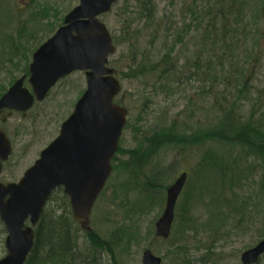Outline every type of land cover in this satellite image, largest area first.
Wrapping results in <instances>:
<instances>
[{"label":"rangeland","instance_id":"374dc122","mask_svg":"<svg viewBox=\"0 0 264 264\" xmlns=\"http://www.w3.org/2000/svg\"><path fill=\"white\" fill-rule=\"evenodd\" d=\"M78 3L0 0V41L25 26L15 60L7 61L9 55L5 54L6 60L0 64V82L9 86L11 80L25 75V86L30 88L25 66L35 49L52 36L45 38L46 33L40 31L35 12L50 7L65 16ZM140 3L120 1L101 16L120 41L110 66L118 70L123 89L116 101L121 100L129 114L117 165L93 208L91 226L117 254L120 264H142L147 248L162 258V264H241L242 253L264 238V152L255 153L253 146L258 135L250 126H243V139L235 137L232 146L209 141L202 147L156 139L151 148L148 138L168 131L191 137L221 121L228 125L225 118L233 116L264 133V0H153V20L141 15ZM54 13L38 17L51 22ZM235 23L234 34H227L225 30ZM179 33L182 39L176 41ZM7 49L0 44V54ZM169 50L175 64L172 70H145L142 76L132 78L135 61L150 67ZM199 61L201 66L193 69ZM85 88V72L76 71L60 80L46 99L27 113L6 111L0 115V128L13 146L1 182L18 181L23 176L41 150L58 136ZM131 150L136 151L135 156L144 154L138 176L129 173ZM208 151L224 160L231 156L238 160L237 184L221 186L215 172L199 167ZM182 171L191 175L178 211L188 210V218L184 225L177 214L171 236L157 238L153 232L163 212V187ZM148 182L162 184L161 190L158 186L149 190ZM2 228L0 223V257L6 253ZM79 230V259L111 264L105 250L92 252L85 231ZM258 264H264V257Z\"/></svg>","mask_w":264,"mask_h":264},{"label":"water","instance_id":"95a60500","mask_svg":"<svg viewBox=\"0 0 264 264\" xmlns=\"http://www.w3.org/2000/svg\"><path fill=\"white\" fill-rule=\"evenodd\" d=\"M121 0H80L53 36L33 53L30 64L32 91L17 79L0 97V110H30L43 101L59 79L85 71L87 88L63 122L59 135L41 151L40 157L17 183L0 182V219L7 230V254L0 264H25L35 242V229L48 197L58 187L70 198L74 218L91 231L90 214L112 173V160L119 148L127 121V108L115 103L122 90L109 56L116 52L111 32L99 16ZM264 14V6H263ZM12 153L11 141L0 129V173ZM187 173L167 189L156 234L170 236L176 203ZM27 222H29L27 224ZM264 254V239L242 254V264H255ZM146 249L142 264H161Z\"/></svg>","mask_w":264,"mask_h":264},{"label":"trees","instance_id":"16d2710c","mask_svg":"<svg viewBox=\"0 0 264 264\" xmlns=\"http://www.w3.org/2000/svg\"><path fill=\"white\" fill-rule=\"evenodd\" d=\"M51 11H54L53 14L54 20L51 22H43L41 17H38V15L43 14V17H49L51 16ZM139 11L143 17H145L148 20H153L154 18V3L153 0H141ZM36 25L39 26L40 31L43 33H46L45 38H48L51 34L55 32V30L61 25L63 22L64 15L62 12L57 8H50L45 7L40 12L36 11ZM237 21V20H236ZM24 27L21 25L19 29L17 30L16 34H9L6 35L3 40L0 41L1 45H7L8 49L5 51L3 50V53L0 54V64L3 63L6 60L5 54H8L9 57L7 58V61L13 62L15 60L14 54L19 51L20 42L18 41L24 36ZM236 23L234 24L233 28H227L228 30H225L227 34L233 35L235 32ZM182 34H178L175 37V40H181ZM42 42V41H41ZM114 42L116 45L120 43V41L114 37ZM34 49V48H33ZM172 51H168L160 60V62L153 64L152 66L148 67L144 63H141L140 61H135L134 66L135 70L134 76H142V74L145 73V70H164V72H169V70H172L175 66L174 62L172 61ZM222 64V63H221ZM222 65H225L223 62ZM199 68L201 66L200 61L195 62L193 65V69ZM224 67V66H223ZM28 64L25 66V73H28ZM168 70V71H165ZM128 75V74H127ZM216 76V75H215ZM214 76V77H215ZM131 77V76H130ZM235 78V80H238ZM15 79L11 80L9 82V85L12 84V82ZM246 84V81L243 80L242 86ZM8 85L4 84L3 82H0V96L6 91ZM223 110V109H222ZM228 111L225 113L227 114ZM231 113V112H229ZM226 117V116H224ZM228 121V125L223 124V121L218 126L210 127L207 129L198 130L193 135H190L191 137H186L181 134V137L179 134H175L174 132L168 131L167 133H158L153 138H148L149 145L151 148L155 147V140L160 139L162 141L158 142H165L169 143L171 140H174L175 142H172L171 144H175L176 146H179L180 144H183L185 146L193 145L197 147H202L207 144L209 141H220V142H227L229 145H233V142L235 141V137H239L241 140L242 138V129L243 126H250L254 134L258 135L257 144L253 145L255 148V153L260 154L259 152H264V133H260L258 129H255L253 125L250 124V122L244 123V122H238L236 117L233 116L232 118H225ZM230 133H227V132ZM184 139V140H183ZM257 146V147H256ZM258 148V149H257ZM121 152V146L119 147L113 161V172L117 164L115 162L118 159V154ZM136 152V151H135ZM134 151H128L130 153V159L129 163H131V167L129 170V173L131 176H134L135 174L138 176L140 169L142 168V163H139L140 159H143V153H141L139 156H135ZM243 154L242 152H240ZM246 154V153H245ZM263 158L264 156L261 155ZM231 161L234 165H231ZM237 159L232 158V156L229 159L223 158L222 155L215 154L212 151L206 152V156L204 157L203 161L200 163L199 167H205L207 170H211L210 173L215 172V176L220 178L219 183L221 186L227 187L228 183L230 185H234L236 183V179L238 178V170L237 167ZM230 163V164H229ZM228 171H233L230 175H228ZM239 181L237 180V183ZM154 183V182H153ZM152 182L146 183V187L153 191L155 190V187L158 186V190H161L160 187L162 185H154ZM236 183V184H237ZM161 203H163V199H161ZM242 207H244L243 203H241ZM179 207V206H178ZM177 214L180 216L181 221L185 225V221L187 220L188 216V210L184 208L182 213L177 212ZM1 223V221H0ZM2 224V223H1ZM80 225L79 222L75 221L72 214L71 204L69 197L64 193L63 188L59 187L56 190H54L51 195L48 198L47 204L44 208V211L41 215L40 221L38 222L36 226V237H35V243L34 247L27 259L26 264H90V261L86 260H80L79 256L82 255V253L79 251V238L80 235L78 232H80ZM264 230V228H263ZM2 232L5 233V228H2ZM86 237L88 239V244L90 245L91 249H93V253L97 252V249H103L105 250L112 258L111 264H120L118 261L117 254L114 253V251L109 247V245L105 242L104 239L101 238V235L98 231L94 230L93 232H85ZM155 235V232H153ZM264 257V256H263ZM262 257V258H263ZM260 259V261L262 260ZM259 261V262H260ZM258 262V263H259ZM94 264V262H92Z\"/></svg>","mask_w":264,"mask_h":264}]
</instances>
